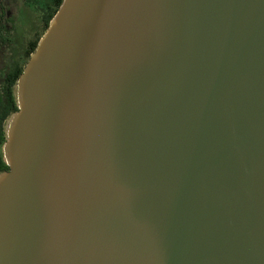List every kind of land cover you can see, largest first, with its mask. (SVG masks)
<instances>
[{
    "label": "water",
    "instance_id": "1",
    "mask_svg": "<svg viewBox=\"0 0 264 264\" xmlns=\"http://www.w3.org/2000/svg\"><path fill=\"white\" fill-rule=\"evenodd\" d=\"M13 95L0 264H264V0H62Z\"/></svg>",
    "mask_w": 264,
    "mask_h": 264
},
{
    "label": "trees",
    "instance_id": "2",
    "mask_svg": "<svg viewBox=\"0 0 264 264\" xmlns=\"http://www.w3.org/2000/svg\"><path fill=\"white\" fill-rule=\"evenodd\" d=\"M61 2L62 0H25L24 5L30 9L33 15L35 16L36 13L38 14H36V16L40 31L35 33V35L27 41H25L22 35H19L21 38V49L19 45L14 48L15 44L13 40L18 35L13 33V26L9 28L6 26L13 25L10 22L13 16L9 14L8 5H4L2 0H0V39L4 41V43L0 45V173L8 170L2 161L1 146L5 138L3 130L5 121L17 110L13 95V87L26 61L34 51L38 40L45 32L49 21L55 15ZM29 20L31 21V17ZM10 28H12V30ZM2 33L5 36H3ZM13 35H15V37H13Z\"/></svg>",
    "mask_w": 264,
    "mask_h": 264
},
{
    "label": "rangeland",
    "instance_id": "3",
    "mask_svg": "<svg viewBox=\"0 0 264 264\" xmlns=\"http://www.w3.org/2000/svg\"><path fill=\"white\" fill-rule=\"evenodd\" d=\"M2 3L4 5H8L9 14L13 16V18L10 20L11 24L13 25L6 26L7 28L13 26V33L15 35H18L13 40L15 44L14 48H16L18 45L20 46L21 44V38L19 37V35H22V37L25 38V41H27L28 39H31L33 35H35V33H38L40 31V26L36 16L37 13L35 14V16L33 15L30 9L24 5L25 0H2ZM30 17L31 21L29 20ZM10 29L12 30V28ZM15 35H13V37H15ZM3 36L5 35L3 34ZM3 43L4 41L0 39V45H2ZM20 48L22 49L21 46Z\"/></svg>",
    "mask_w": 264,
    "mask_h": 264
}]
</instances>
